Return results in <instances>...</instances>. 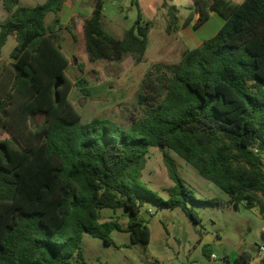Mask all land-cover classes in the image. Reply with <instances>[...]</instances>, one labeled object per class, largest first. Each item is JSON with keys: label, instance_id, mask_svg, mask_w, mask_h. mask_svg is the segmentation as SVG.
<instances>
[{"label": "trees", "instance_id": "obj_1", "mask_svg": "<svg viewBox=\"0 0 264 264\" xmlns=\"http://www.w3.org/2000/svg\"><path fill=\"white\" fill-rule=\"evenodd\" d=\"M65 1L3 0L9 17L0 23V55L10 35L17 45L0 69V130L11 134L0 139V264H72L75 255L85 263V233L111 245L114 230L128 231L132 243L146 246L151 229L140 212L145 202L181 207L199 223L189 201H222L197 199L167 148L227 192L229 204L238 208L244 201L264 220V0H194L181 24L178 8L169 6L168 32L194 18L197 28L212 10L225 22L178 62L147 71L137 95L145 114L128 126L100 116L83 122L71 101L69 60L55 32ZM104 2L96 0L85 22L89 59L129 54L141 62L152 22L139 11L118 38L103 27ZM79 67L85 70L83 63ZM58 78L62 84L55 88ZM87 82L78 81L81 103L90 94ZM150 146L164 150L175 182L168 199L141 179ZM103 208L122 209L127 225L118 217L101 220ZM204 251L211 255L207 246ZM245 262L246 251L236 259Z\"/></svg>", "mask_w": 264, "mask_h": 264}, {"label": "rangeland", "instance_id": "obj_2", "mask_svg": "<svg viewBox=\"0 0 264 264\" xmlns=\"http://www.w3.org/2000/svg\"><path fill=\"white\" fill-rule=\"evenodd\" d=\"M45 1L24 0L32 5ZM146 1L147 8L151 9L152 3L156 6L155 10L151 9L155 11V14L151 18L154 32L150 45L153 44V38L160 33L161 29L169 27L171 18L169 6L175 5L178 8L177 16L181 24L189 13V7L194 3V0ZM243 1L238 0V2ZM104 7L107 9V19H105L107 24H110L109 20L119 16L121 22L132 26L139 11L144 12L143 14L148 13L140 8V0H105ZM7 17L9 12L3 0H0V23ZM54 17V13L48 14V20ZM171 30L175 31L176 28L172 26ZM16 45L15 36L10 35L2 48L0 69L11 61L10 55ZM90 76L93 75L90 74ZM137 95L138 92L128 102L120 103V112L111 113L117 116L118 123L128 126L134 119L145 114L146 105L138 102ZM41 120L42 117H37L36 122L39 123ZM4 138H11V134L0 130V139ZM166 150L175 160L180 174L197 199L219 198L222 203L203 204L189 201L188 206L198 213L201 220L195 223L181 207L172 208L155 202H145L140 212L151 229V238L146 246L132 243L128 231L114 230L111 233L114 243L111 245L106 244L101 238L85 233L81 244L85 263H79L78 256L75 255L72 257V264H235L242 250L250 255L253 264H259L258 256L259 248L263 244L261 234L264 229V220L258 208H250L244 201L235 208L228 203L230 196L227 192L201 176L198 170L177 152L169 148ZM141 179L164 199L170 197L169 189L175 185V182L170 177L165 163L164 150L157 146L149 147ZM111 217H118L124 226L127 225V217L122 209L117 211L110 208L101 209V220ZM205 246L210 253L216 255L215 259H211L212 257L205 253ZM225 257H228L230 261H227Z\"/></svg>", "mask_w": 264, "mask_h": 264}, {"label": "crops", "instance_id": "obj_3", "mask_svg": "<svg viewBox=\"0 0 264 264\" xmlns=\"http://www.w3.org/2000/svg\"><path fill=\"white\" fill-rule=\"evenodd\" d=\"M235 2H238V0ZM146 3V0H140V8L148 12L145 14L141 12L142 17L144 21L152 22L151 18L154 16L155 11L151 9L155 10L156 6L152 3V8L149 9ZM19 4L32 5L24 2V0H19ZM95 4L96 0H66L59 12L61 26L55 30V32L60 33L62 50L69 60L65 68L66 76L73 83L69 97L79 109L83 122H89L95 116H100L118 123L117 116L111 115V113L120 112V103L128 102L134 98L147 71L153 65L178 62L184 50L195 48L205 40L213 37L225 22L218 12L212 10L208 19L197 28L193 25L194 18L192 22L180 26L175 31L168 32L167 28L161 29L160 33L153 38V44L150 45L151 36L154 32L152 26L149 31L147 50L141 62H136L134 57L129 54L120 60L100 59L91 61L86 49L85 22L92 15ZM103 10L102 22L104 29L118 38L123 37L125 31L131 26L121 22L119 16H115L112 20H109L110 24H107L105 21L107 19V9L104 7ZM68 26H71L76 38H74L72 31L68 29ZM80 63H83L84 71L80 70ZM90 74L93 76L91 77ZM82 77H86L88 80L86 85L90 89V94L87 100L81 103L83 92L78 81ZM244 251L242 250V253ZM225 259L230 261L228 257H225ZM243 264H253L250 255H248V262Z\"/></svg>", "mask_w": 264, "mask_h": 264}, {"label": "built area", "instance_id": "obj_4", "mask_svg": "<svg viewBox=\"0 0 264 264\" xmlns=\"http://www.w3.org/2000/svg\"><path fill=\"white\" fill-rule=\"evenodd\" d=\"M211 257L216 258V255L214 253H212ZM258 260H259V264H263V262H264V242L259 248Z\"/></svg>", "mask_w": 264, "mask_h": 264}, {"label": "water", "instance_id": "obj_5", "mask_svg": "<svg viewBox=\"0 0 264 264\" xmlns=\"http://www.w3.org/2000/svg\"><path fill=\"white\" fill-rule=\"evenodd\" d=\"M61 84H62V80H61V78H58L57 82L55 84V88H58ZM261 239L264 242V229H263V232L261 234ZM240 253H242V251Z\"/></svg>", "mask_w": 264, "mask_h": 264}]
</instances>
